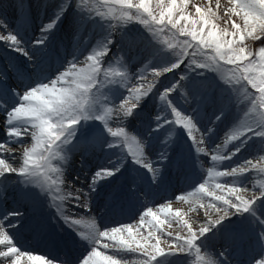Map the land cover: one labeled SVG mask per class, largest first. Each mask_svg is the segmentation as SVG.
<instances>
[{"label": "snow or ice", "instance_id": "1", "mask_svg": "<svg viewBox=\"0 0 264 264\" xmlns=\"http://www.w3.org/2000/svg\"><path fill=\"white\" fill-rule=\"evenodd\" d=\"M0 264H264V0H0Z\"/></svg>", "mask_w": 264, "mask_h": 264}, {"label": "rangeland", "instance_id": "2", "mask_svg": "<svg viewBox=\"0 0 264 264\" xmlns=\"http://www.w3.org/2000/svg\"><path fill=\"white\" fill-rule=\"evenodd\" d=\"M25 2L26 3H28L29 2V0H25ZM37 23H39V21H37ZM223 134V132L222 131H220V135H222ZM79 158H77V161L74 163V165H73V167L74 168H79ZM90 166V165H89ZM101 207H102V205H101V201H100V199L98 198L97 199V202H96V206H95V212L96 213H100L101 212ZM77 211H80L82 214H83V210L82 209H78ZM93 214H95V213H93Z\"/></svg>", "mask_w": 264, "mask_h": 264}]
</instances>
